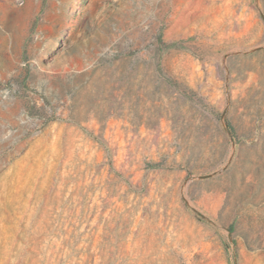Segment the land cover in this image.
I'll return each instance as SVG.
<instances>
[{
    "label": "rangeland",
    "instance_id": "1",
    "mask_svg": "<svg viewBox=\"0 0 264 264\" xmlns=\"http://www.w3.org/2000/svg\"><path fill=\"white\" fill-rule=\"evenodd\" d=\"M0 264H264V0H0Z\"/></svg>",
    "mask_w": 264,
    "mask_h": 264
}]
</instances>
